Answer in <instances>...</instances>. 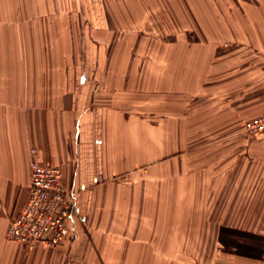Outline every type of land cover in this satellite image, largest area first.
<instances>
[{"label":"crops","instance_id":"obj_1","mask_svg":"<svg viewBox=\"0 0 264 264\" xmlns=\"http://www.w3.org/2000/svg\"><path fill=\"white\" fill-rule=\"evenodd\" d=\"M213 1L224 41L153 63L124 34L182 29L200 17L183 0H0V264H264V231L243 228L264 225V134L242 132L264 113V0ZM30 148L73 203L55 248L5 237Z\"/></svg>","mask_w":264,"mask_h":264},{"label":"built area","instance_id":"obj_2","mask_svg":"<svg viewBox=\"0 0 264 264\" xmlns=\"http://www.w3.org/2000/svg\"><path fill=\"white\" fill-rule=\"evenodd\" d=\"M242 132L255 138L264 134V113L246 119ZM30 148L29 188L26 201L8 220L6 239L15 245L42 243L57 247L65 235V221L73 203L62 182L61 169L46 165Z\"/></svg>","mask_w":264,"mask_h":264},{"label":"rangeland","instance_id":"obj_3","mask_svg":"<svg viewBox=\"0 0 264 264\" xmlns=\"http://www.w3.org/2000/svg\"><path fill=\"white\" fill-rule=\"evenodd\" d=\"M220 2L218 4L220 5L221 9H223V3H222V1H220ZM180 4L182 5V8L185 11L195 10V11L199 12L200 17H197V16L194 17L193 22H192L191 18L187 19L186 17H184V19H183L184 23H183L182 29L181 28L180 29L170 28L171 24H169L170 27L168 28V31H170V30H173V31L172 32H166V33H160V26H161L160 25V18L153 17V18H151V20L149 22L150 27H148L147 29L145 28L136 34H133V33L132 34L131 33L130 34H124V36H125L124 40L133 41V42H135V45L137 44L138 49L136 50V52L134 49H131L132 52L134 51L136 53L135 54L136 56H138L140 58L141 57L142 58L143 57L150 58L152 60H155V61H152L153 63H157V59H159L160 56L164 57L165 59H167V58L175 59V57H178L179 54H177V50H174V47L169 48L171 45L172 46L176 45L175 43H177V42L182 43V44L183 43L187 44V43H191V42L209 41V40L210 41H224L225 38L223 36V32L219 28L221 22L220 21H219V23L216 22L215 24L218 26V27H216L214 24V20H217V19L209 17L208 11L210 9L213 10V8L215 7L214 6L215 2L213 0H183V2L178 3L177 8H179ZM175 5H177V2L171 3L169 1L168 11L169 10H175L174 9V8H176ZM185 14H187V13H185ZM187 20L189 21V23L187 22ZM169 21H172L174 24V27H175V19L171 18L170 20H168V23H169ZM162 24L165 25L164 22H162ZM192 24H193V26H192ZM192 27H194V28H192ZM197 27L199 28V31L196 30ZM164 29H166V31H167V26H165ZM193 29H195V30L193 31ZM174 30H178V33ZM164 32H165V30H164ZM215 35H216V37L214 38ZM160 41L164 42V44L165 43L166 44L160 45ZM133 42H131V43H133ZM130 46H132V45H130ZM180 51H178V53ZM185 52L183 51L184 56H185ZM152 114L154 115V113H152ZM141 115L143 116V114H141ZM205 132H207V130H204V129L200 130L199 136L206 134ZM205 148H207V147H205ZM185 157L187 159H189V161L191 160L189 164L187 163V165H185V167H184L185 169H189L191 171L192 170L193 171H200V170H203V167H207V166H205V165H207L206 164L207 161L202 162V160H200L199 157L194 159L190 152L187 153L185 155ZM205 157H207V156H205ZM190 188H192V187H190ZM199 188L200 187H196V191L199 192ZM200 190H201V188H200ZM195 196H196L195 197L196 199L202 200L201 195H199V196L195 195ZM237 197L240 200V195H237ZM236 201H238V200H236ZM192 212L195 215L197 214V211H195V210L188 211V214H190ZM203 212H206V213L203 215ZM226 212L230 216H232L233 218H234L236 213L241 217H246L247 214L250 215L249 211H244V210H232V211L226 210ZM200 213H201V217H203V216L207 217L206 214L209 213V211L201 210ZM211 213H212V217H214V216L215 217L216 216L221 217L223 214V210H215L214 212H211ZM185 217H190V216H185ZM251 217L253 219H255L254 215H252ZM203 228H204V226H202L198 230H200L202 232ZM233 228H236V227H233ZM243 228H246L248 230L254 229V230H261V231L263 230L264 231V225L263 226H261V225L260 226H257V225L245 226V225H243ZM192 229H197V228L196 227L183 226V232L185 234L192 233L193 232ZM234 230L235 229H233V231ZM235 232H237V231H235ZM189 260H191V259H189ZM189 260H188V262L190 263ZM185 262H187L186 259H185Z\"/></svg>","mask_w":264,"mask_h":264}]
</instances>
